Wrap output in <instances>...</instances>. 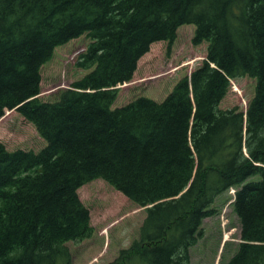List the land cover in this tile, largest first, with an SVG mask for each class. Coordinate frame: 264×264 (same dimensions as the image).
Here are the masks:
<instances>
[{
  "label": "trees",
  "instance_id": "16d2710c",
  "mask_svg": "<svg viewBox=\"0 0 264 264\" xmlns=\"http://www.w3.org/2000/svg\"><path fill=\"white\" fill-rule=\"evenodd\" d=\"M182 24L206 42L200 64L161 101L112 107L150 44ZM81 35L86 73L42 100L41 66ZM241 76L255 80L245 109L220 108ZM9 109L45 145L0 141V264H71L66 242L92 232L77 190L95 178L145 206L135 252L107 264H191L230 187L240 241L226 264H264V0H0V117Z\"/></svg>",
  "mask_w": 264,
  "mask_h": 264
},
{
  "label": "rangeland",
  "instance_id": "374dc122",
  "mask_svg": "<svg viewBox=\"0 0 264 264\" xmlns=\"http://www.w3.org/2000/svg\"><path fill=\"white\" fill-rule=\"evenodd\" d=\"M193 31L194 25L182 24L170 45L166 41L151 43L149 50L138 59L132 78L117 86L112 107L124 105L138 96L161 101L174 83L205 57L206 42L193 44ZM89 41L86 35H81L54 48L52 58L41 66L39 97L42 100L53 99L59 88L69 86L86 73L87 70L76 66V61ZM254 85L255 80L248 76L230 79L218 106L245 109ZM0 141L8 149L38 150L45 145L34 125L15 109L5 110L0 117ZM232 189L216 196L212 203L214 213L202 219L201 235L188 249L191 264H226L236 251L240 232L231 206ZM77 192L89 210L92 232L82 240L66 242L71 264H107L120 254L123 257L124 250L134 253H129V247L137 238L145 206L135 204L101 178L86 182Z\"/></svg>",
  "mask_w": 264,
  "mask_h": 264
}]
</instances>
